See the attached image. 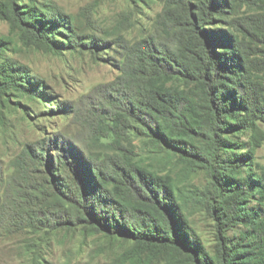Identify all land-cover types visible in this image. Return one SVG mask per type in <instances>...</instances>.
Segmentation results:
<instances>
[{"label":"trees","instance_id":"trees-1","mask_svg":"<svg viewBox=\"0 0 264 264\" xmlns=\"http://www.w3.org/2000/svg\"><path fill=\"white\" fill-rule=\"evenodd\" d=\"M243 1L166 0L155 34L123 40L120 74L100 118L99 140L113 156L94 159L59 137L26 145L17 161L24 176L14 219L35 232L83 228L175 248L193 264H264V30L238 22ZM0 20L48 50L100 45L85 42L77 17L55 3L0 0ZM12 42L0 39V55ZM1 58L0 92L38 86L26 68ZM137 139L187 162L204 182L187 195L173 174L140 164ZM190 208L211 221V247Z\"/></svg>","mask_w":264,"mask_h":264},{"label":"rangeland","instance_id":"rangeland-1","mask_svg":"<svg viewBox=\"0 0 264 264\" xmlns=\"http://www.w3.org/2000/svg\"><path fill=\"white\" fill-rule=\"evenodd\" d=\"M35 1L39 5L55 3L77 17L85 42L96 39L100 45L48 50L22 41L7 21L0 20V39L13 41L0 56L12 58L26 68L31 81L38 82L36 87L27 82V87L0 92V264H193L189 255L175 248L144 246L83 228L35 232L27 222L14 219L16 185L24 176L17 161L26 145L59 137L60 145L70 142L94 159L113 156L103 139L99 140L105 127L100 118L108 86L120 74L117 64L123 60V40L133 43L155 34V20L166 0ZM263 8L264 1L244 0L238 22L264 30ZM136 143L140 164L173 174L187 195L204 182L203 175L190 172L179 157L151 149L139 139ZM258 160L264 164V145L258 150ZM35 174H27L25 184ZM187 211L206 246L211 247V221L195 208Z\"/></svg>","mask_w":264,"mask_h":264}]
</instances>
